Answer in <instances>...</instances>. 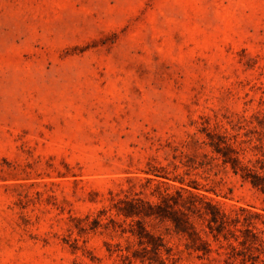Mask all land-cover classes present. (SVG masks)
I'll return each mask as SVG.
<instances>
[{"label":"rangeland","instance_id":"obj_1","mask_svg":"<svg viewBox=\"0 0 264 264\" xmlns=\"http://www.w3.org/2000/svg\"><path fill=\"white\" fill-rule=\"evenodd\" d=\"M247 170L264 175V0H0V264H264ZM129 199L194 233L133 217L155 253Z\"/></svg>","mask_w":264,"mask_h":264},{"label":"trees","instance_id":"obj_2","mask_svg":"<svg viewBox=\"0 0 264 264\" xmlns=\"http://www.w3.org/2000/svg\"><path fill=\"white\" fill-rule=\"evenodd\" d=\"M212 144V143H211ZM215 150L217 152H220L223 156L224 162H230L232 167L235 168L236 166V158L233 156H230L227 152V147H219L217 144L213 145ZM243 178L248 179L251 185L257 189H259L261 192L264 193V175H260L254 171L247 170L243 175ZM124 204L120 207H118V210L123 214L125 217H130L132 224H136V229L131 228L130 231L132 233H135L140 243H146L151 245V249L157 252L158 246L162 245L161 243L153 242V236L148 231H146L141 223V220L139 218L133 219V217L138 216H150L155 214L156 216H159L161 218H167L171 220L174 230L176 232H183L187 233L189 236H191L194 233V230L192 228V224L188 219V216L180 212L177 209H174L171 204H166V208L158 209L156 208L155 211H152V206L150 204L142 202L141 200L136 199H129L124 200ZM143 203L147 205L148 210L145 209L142 205ZM174 203H176L174 201ZM206 208H208L210 212V217L208 218V225L209 228L212 230L213 228H216L217 231H219L224 223V216L219 213L218 209L215 205L211 204L208 201H205ZM150 210V211H149ZM214 223L215 225H213ZM143 237H146V240H142ZM161 242V238H157Z\"/></svg>","mask_w":264,"mask_h":264}]
</instances>
